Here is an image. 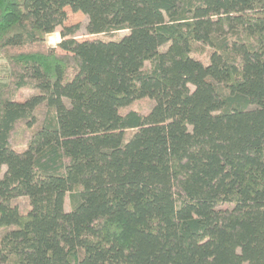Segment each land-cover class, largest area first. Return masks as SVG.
Wrapping results in <instances>:
<instances>
[{
	"label": "trees",
	"instance_id": "16d2710c",
	"mask_svg": "<svg viewBox=\"0 0 264 264\" xmlns=\"http://www.w3.org/2000/svg\"><path fill=\"white\" fill-rule=\"evenodd\" d=\"M0 228V264H264V0H0Z\"/></svg>",
	"mask_w": 264,
	"mask_h": 264
},
{
	"label": "rangeland",
	"instance_id": "374dc122",
	"mask_svg": "<svg viewBox=\"0 0 264 264\" xmlns=\"http://www.w3.org/2000/svg\"><path fill=\"white\" fill-rule=\"evenodd\" d=\"M68 19L65 22L66 27H73V26H79V30L77 32L76 39L79 41L87 40V39H94L95 36H91L86 31V26L88 24V18L86 15H84L81 12H73L70 8L67 9ZM62 28H58L57 31L53 34H51L48 37V44L49 46H57L58 43L62 41L61 36ZM123 32L122 34H124ZM25 96H30L32 94L31 90H25L24 91ZM154 102L149 99H143L140 101H137L133 104L134 108H138L143 110L144 112H148L149 109L153 106ZM6 168H4L5 170ZM13 204H17L22 211H25L29 207V200L25 196L17 197L13 200ZM66 209L68 210L69 204L68 200L66 201L65 205ZM5 229L0 228V236L3 234Z\"/></svg>",
	"mask_w": 264,
	"mask_h": 264
}]
</instances>
